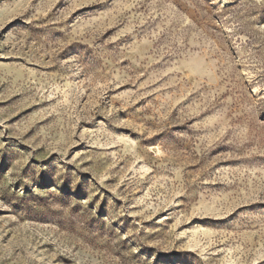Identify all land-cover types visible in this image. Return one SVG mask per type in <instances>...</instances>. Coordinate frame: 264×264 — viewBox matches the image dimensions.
<instances>
[{"label": "rangeland", "instance_id": "obj_1", "mask_svg": "<svg viewBox=\"0 0 264 264\" xmlns=\"http://www.w3.org/2000/svg\"><path fill=\"white\" fill-rule=\"evenodd\" d=\"M0 264H264V0H0Z\"/></svg>", "mask_w": 264, "mask_h": 264}]
</instances>
